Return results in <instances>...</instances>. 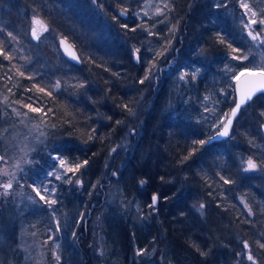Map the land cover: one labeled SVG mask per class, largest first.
I'll return each mask as SVG.
<instances>
[{
    "label": "trees",
    "instance_id": "obj_1",
    "mask_svg": "<svg viewBox=\"0 0 264 264\" xmlns=\"http://www.w3.org/2000/svg\"><path fill=\"white\" fill-rule=\"evenodd\" d=\"M252 1L259 4L261 18L264 0ZM132 2L0 0V41L9 43L8 50L22 44L26 49L10 62L0 56V88L9 90L16 82L14 96L23 102L33 98L51 125L47 150L36 156L31 178L24 179L32 183L53 169L51 154L61 153L69 164L89 161L77 173L82 188L55 181L63 227L58 264H92L86 218L93 210L103 213L106 264H236L243 240L264 256L256 243H264V94L242 107L227 138L203 148L193 143L208 140L220 130L224 114H230L236 100L233 75L264 62L261 48L254 50L243 28L239 0H163V14L149 16H138L140 8ZM217 3L227 6L217 8ZM119 9H127V17ZM34 14L49 27L50 37L44 48L47 61L29 63L26 31ZM125 23L129 28L121 27ZM57 34L76 46L81 63L63 55ZM218 34L226 43L218 42ZM227 43L241 53H232ZM135 48L141 49L139 63L133 59ZM240 54L249 60L231 59ZM153 60V77L140 84ZM189 66L201 68L196 80H179L181 72L191 71ZM56 81L61 82L58 90ZM132 123L139 136L133 139L131 132L129 150L111 154ZM240 156L254 159L259 170L244 171ZM221 176L233 182L225 184ZM109 180L117 190L105 203L100 192ZM141 180L147 183L141 186ZM154 193L160 196L155 212L147 207ZM200 204L205 216L196 209ZM197 247L210 254L202 256ZM138 248L148 250L146 257L135 255Z\"/></svg>",
    "mask_w": 264,
    "mask_h": 264
},
{
    "label": "rangeland",
    "instance_id": "obj_2",
    "mask_svg": "<svg viewBox=\"0 0 264 264\" xmlns=\"http://www.w3.org/2000/svg\"><path fill=\"white\" fill-rule=\"evenodd\" d=\"M132 1V3L136 5L137 8H140L136 12L138 16L157 15L159 14L157 12L158 8L163 11V0ZM139 1L142 3L141 7L138 6ZM246 2L250 5L253 11L257 12L256 19L259 20V4H255V2L252 0H246ZM124 10L125 9H119L118 12L121 13ZM248 15H250V13ZM33 17H35L36 20L40 21L36 25L37 35L40 36V40H38L37 42L34 41L31 37V29L35 25L33 23ZM123 17H127V15ZM242 18H244L243 20L245 21L248 19V16L244 15V10ZM41 23L44 24V27L41 26ZM45 29H47V31H45ZM48 30L49 27L39 16H37L36 14L32 15L31 25L26 31L29 37V40H27L26 43L28 45V49L31 52L29 63H31L35 58H40L43 62L47 61V56H45L44 48L46 44L49 43L50 36ZM245 32L247 33V29H245ZM59 36L61 35L57 34V37ZM0 46L4 48L6 54L11 53V56L13 57L17 53L26 52L23 44L20 46V48L14 45L8 50L7 47L9 46V43L1 40ZM255 49L256 48H254V50ZM259 53H264V48H261ZM2 59L5 60L4 57ZM259 62V64H264L262 60H260ZM151 77H153V74L151 75ZM159 83L160 82H158L157 84ZM15 87L17 88L16 82H14L13 87H8V89H10L11 91L2 89V87L0 88V155H4L7 161V163L0 162V173H2L5 169L9 173L14 172L17 179L21 184L24 185V187L20 188L14 181V194L7 197L2 196L5 200V206L1 211L2 214L0 221V264H58L55 259V255L60 256V243L58 239L59 232L55 231L56 222L58 220L56 206H52V208L56 209L55 214L53 215V212L51 211L49 206L39 201V198L35 196L34 192H32L31 188L29 187V184H31L29 182L30 179L28 181L24 179L30 177L29 172L31 167H33L34 163L36 162V156L47 150L49 144L48 142L51 139V125L48 122L47 117L44 115L46 111L34 113L30 109L23 107V105L26 104H32L33 107L37 106H35L36 103L31 97L30 102H23L22 99H18L16 96H14ZM143 98L144 97L141 95L137 101L138 105L141 101H143ZM13 109L19 111L20 115L17 116L16 112L13 111ZM25 113L27 115H25ZM132 114L133 116H135V110ZM39 131H44L46 133L45 136L40 137V140L44 141L43 144L35 139V137L39 135ZM131 132L135 134L133 139H136L140 133L139 130L137 131V128L133 127V123L127 125L124 136L113 148L115 149V151H113L112 149L111 154L118 152V150H129L127 148L130 147L133 140L131 139ZM55 138L61 139L59 136H56ZM29 149L33 150L29 151ZM26 151L28 152L27 158L31 160V163L29 164L22 163V159ZM129 153L130 151L127 153V155H129ZM248 158L249 157L246 156H240L241 164L244 166L243 168L246 167L244 161H246ZM18 162L21 163L24 172H21L15 167ZM53 163L55 165V168L58 169V162L53 161ZM115 175L117 177V174ZM21 177H23V179H21ZM6 179L7 177L0 175L1 183L5 182ZM49 179L51 180L52 178ZM75 179L76 177H73V181H75ZM45 183H47V181H45ZM52 183L53 184H51L50 187L55 186V180H52ZM74 185L78 188L83 187V184L82 186H80L74 183ZM102 188L103 189H101L102 192H100V194H104L105 203L108 202L111 198L115 197L117 190L115 182L109 180L104 185H102ZM1 192L3 193V189H1ZM29 195H31L33 199L37 201L36 204L27 199V196ZM57 197L58 196L56 192L55 197L52 198ZM196 209L199 213H201L202 216H205L204 208L201 210L199 209V205H197ZM102 214V210H93L92 212L90 211V213H88V217L86 218L89 220V222L87 221V225L89 224V230L87 228V235H91L88 248L89 257L92 264H106L107 261V249L105 247L101 224ZM60 229V231H62L63 229V227H61V224ZM50 235L53 237V239L51 240H49ZM241 252L246 253V250L243 249ZM53 253H55V255H53ZM152 253L153 252H149L150 255H152ZM245 259L246 258H244V260ZM238 260H242V258L238 256L235 262L236 264H238Z\"/></svg>",
    "mask_w": 264,
    "mask_h": 264
},
{
    "label": "snow or ice",
    "instance_id": "obj_3",
    "mask_svg": "<svg viewBox=\"0 0 264 264\" xmlns=\"http://www.w3.org/2000/svg\"><path fill=\"white\" fill-rule=\"evenodd\" d=\"M91 2L94 5L97 4V0H91ZM222 6L226 7L227 5L221 4V3L215 4V7H217V8L222 7ZM164 7L167 8L168 7L167 4H165ZM239 7L244 10V15L248 16V19L246 21L243 20V18H241V19H242V23H243V28L247 29V37L250 38V40L252 42V47L264 48V38H262V37H264V16H261V18L259 20L256 19L257 12L252 10V8L246 2V0H239ZM126 12H127V9H125L123 12L119 13V15L123 16ZM157 12L160 14H163V11L159 8L157 9ZM249 13H250V15H248ZM116 18H117L116 16L113 17L114 20ZM33 23H39V21H37L35 19V17H33ZM121 27L127 29V28H129V25L125 23V24H121ZM257 29H259V30H257ZM130 30L136 31V28H131ZM45 31H47V29H45ZM148 34L152 35L151 32H149ZM31 35L34 39L40 40V36L37 35V29L35 27L32 28ZM8 36L15 39V37L13 36V34L11 32L8 33ZM218 42L221 44L226 43V37L224 35H219ZM64 43H65L64 40L60 41L61 45H63ZM227 47L229 49H231L232 53H241V49L239 47H233L232 43H227ZM165 51H167V49H165ZM132 55H133V59L136 62L139 63L141 61V49L140 48H135ZM0 56H3L4 59L8 60V61H11L13 59V57L10 54L5 53V50L2 46H0ZM73 58H75V57H73ZM231 59L236 60V61H248L249 55H245V54L232 55ZM154 65H155V60H153L152 64L149 66V68L147 70V74L145 75V77L138 81L140 84H144L145 81L148 80L149 77L152 75V67H154ZM189 68L191 69V71L181 72L180 76L178 77L179 80L186 81V79L189 76L191 77L192 81L196 80L197 74L200 73L201 68L200 67H193V66H189ZM17 71H19V69ZM19 74L21 76H23L24 72L21 71V72H19ZM29 78H31V77H29ZM232 78L234 81H236L237 91L240 92V95H239L238 99L234 101V107L231 108L230 114L225 113L223 118L221 119L220 125H222V127H221V130L217 132L216 136L215 137H209L208 140L199 139V140H196L193 142L195 144H199L201 146V148H203L205 145L211 143V141L214 139H218L220 137H228L230 134L231 126L233 124V120L237 117V115L240 112V110L242 109V107L249 104L253 100V97L257 95V93L264 94V64L258 65V64L253 63L251 65V67L244 66L243 69L241 71H239L238 73L234 74ZM241 85H243V87H241ZM78 86L80 88L85 87V85L83 83H80ZM54 87L57 90L60 89L61 82L56 81ZM37 90L41 93L45 92L44 87H37ZM9 91H11V90L9 89ZM224 94L227 95V93H224ZM46 95L52 96L53 93H52V91H48L46 93ZM5 99H7V98H5ZM205 99H207V97H205ZM23 107L30 109L34 113L35 112H43V108L33 107L32 104H26V105H23ZM123 108L128 110L129 112L132 111L128 104H124ZM205 110H207V109H205ZM13 111L16 112L17 116L20 115L19 111H16L15 109H13ZM49 111H51V109H49ZM25 115H27V114L25 113ZM44 115L47 116V113H44ZM260 116L264 117V111L260 112ZM119 123H120V121H117V124H119ZM220 125H217V126L220 127ZM34 127H37V126H34ZM53 127H54V125H53ZM261 127L264 128V121H261ZM133 131H134V129H133ZM45 135H46V133L44 131H39V135L36 136L35 139L38 140L41 144H43L44 141L40 140V137H43ZM88 139L91 140L92 136H89ZM32 150L33 149H29V151H32ZM113 151H115V149H113ZM195 151H196V149H193L192 152H190L188 156L184 157V160L186 161L187 159H189V157L191 155H194ZM27 157H28V152L26 151L24 153V157L22 159L23 164L31 163V160H29ZM51 158L54 162H58V166H59L58 169H56L55 165H54L53 169H50L49 171H47L43 178L33 179L32 183L29 184V187L31 188L32 192L35 193V196L39 198V201H41L45 205L49 206V208L51 209V211L53 212V215H54L56 209L52 208V206L57 204V198H52V197H55V193H56L55 186L50 187V185L52 184V180L63 181L66 184H72L74 182L76 185L82 186V180L79 179V177L77 176V173H80V170L82 168H85L88 165L89 161H88V159H84L82 162H74L72 164H69L63 158V155L61 153H55V154L51 155ZM0 162L7 163L4 155H0ZM244 163L246 164V167L243 170L246 172L247 171H256L259 168L258 164L251 157H249L246 161H244ZM15 167L17 169H19L21 172H24V169H23L20 162H18L15 165ZM0 175L7 177L5 182L0 183V189H3L2 195L4 197H7L9 195L14 194V192H13L14 181L20 188L24 187V185L21 184L20 181L17 179L14 172L9 173L5 169L2 173H0ZM113 175H115V173H113ZM73 177H76L75 181H73ZM49 178H52V179L50 180ZM21 179H23V177H21ZM160 179H161V181H164L163 176H161ZM220 179L223 180V182L225 184H230L233 182L230 178L226 179L223 176H221ZM45 181H47V183H45ZM146 183H147L146 180H141L139 182V184L141 186H143ZM27 199L34 204L37 203V201L34 200L31 195L27 196ZM159 200H160L159 194H157V193L152 194L151 202L147 205V207L149 209H151L153 212L158 211L156 206L159 203ZM244 206H245V208L248 209V215L249 216L253 215L252 208L247 203H245ZM204 207H205L204 204L199 205V209H201V210ZM80 219H81V221L83 220V214L82 213L80 214ZM60 230H61L60 229V221L57 220L55 231L59 232ZM73 235H75V234H73ZM51 239H53V237L50 235L49 240H51ZM46 243H47V241H46ZM256 243L258 244L259 249H264V243H261L260 241H257ZM242 244H243V249L246 250V253L238 252L236 254L237 256L241 257L242 260L244 258H246V260L251 262V264H264V256H261L260 253H256L254 251L253 247L250 245L248 240H243ZM196 250L198 252H200V254L202 256H208L210 254V251L205 252V251L201 250L199 247H197ZM147 253H148L147 249L138 248L135 252V255L143 257ZM53 255H55V253H53ZM55 259L57 262H59L60 257L58 255H55Z\"/></svg>",
    "mask_w": 264,
    "mask_h": 264
},
{
    "label": "water",
    "instance_id": "obj_4",
    "mask_svg": "<svg viewBox=\"0 0 264 264\" xmlns=\"http://www.w3.org/2000/svg\"><path fill=\"white\" fill-rule=\"evenodd\" d=\"M123 12V11H122ZM127 15V13H125L123 16H126ZM37 21H39V20H37ZM40 22V21H39ZM35 25H34V27L36 28V25H37V23H34ZM41 26L42 27H44V24H42L41 23ZM33 28V27H32ZM32 30V29H31ZM31 37H32V35H31ZM33 38V37H32ZM33 40L34 41H38V40H36V39H34L33 38ZM61 40H64L65 41V43L63 44V45H61L60 44V41ZM58 44H59V48H60V50H61V52L63 53V55L67 58V59H69L70 61H72V62H74V63H77V64H79V63H81V61H82V59H81V56H80V53H79V51L77 50V48H76V46L66 37V36H59L58 37ZM73 57H75V58H73ZM243 79V78H242ZM234 87H235V96H236V100L238 99V97H239V95H240V92L239 91H237V84H236V81H235V84H234ZM241 87H243V85H241ZM259 94H261V93H257V95H259ZM256 95V96H257ZM256 96H254L253 97V99L256 97ZM234 107V106H233ZM240 112H241V110H240ZM240 112L238 113V115H237V117L239 116V114H240ZM236 117V118H237ZM236 118L233 120V124H232V126H231V129H230V133H231V131H232V129H233V126H234V123H235V120H236ZM220 130H221V128H220ZM219 130V131H220ZM261 130H262V132H263V135H264V128H262L261 127ZM216 134H217V132L214 134V135H212L211 137H215L216 136ZM230 135V134H229ZM225 138H227V137H220V138H218V139H214V140H212L211 142H213V141H219V140H223V139H225Z\"/></svg>",
    "mask_w": 264,
    "mask_h": 264
},
{
    "label": "flooded vegetation",
    "instance_id": "obj_5",
    "mask_svg": "<svg viewBox=\"0 0 264 264\" xmlns=\"http://www.w3.org/2000/svg\"><path fill=\"white\" fill-rule=\"evenodd\" d=\"M0 183H1V180H0ZM83 184V183H82ZM2 192H1V189H0V221H1V211H2V208L5 206V200L3 199L2 197Z\"/></svg>",
    "mask_w": 264,
    "mask_h": 264
}]
</instances>
